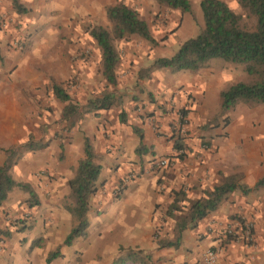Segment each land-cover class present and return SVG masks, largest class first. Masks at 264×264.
Masks as SVG:
<instances>
[{"label":"crops","instance_id":"obj_1","mask_svg":"<svg viewBox=\"0 0 264 264\" xmlns=\"http://www.w3.org/2000/svg\"><path fill=\"white\" fill-rule=\"evenodd\" d=\"M224 1L231 8L234 6L235 0ZM8 47L0 51V147L3 149L25 142L31 131L23 119L27 111L20 101L17 85L22 81L20 72L27 66L24 60L28 53L18 57ZM203 70L167 74L162 68H153L143 78H131L125 87L129 91L124 95L127 105L123 106L124 123L117 115L113 116L112 124L106 122L111 109H99L98 113L104 114L101 119L94 114L86 115L71 127L65 142L51 139L44 149L24 152L12 166L11 175L17 181L20 180L16 178H23L22 181L30 183L40 203L30 209L34 217L31 229L13 232L0 240V264H111L120 246L144 249L156 259L165 254L169 257L167 264H201V256L208 248L217 250L219 264H264V187L246 194L238 189L229 193L196 227L183 230L178 248L158 244L159 238L173 237L174 220L165 212L175 191L182 190L187 198L194 200L230 174L240 173L242 182L250 187L264 176V157L259 152L253 153L246 143L240 144V135L232 126L234 122L226 126L218 122L209 145L193 135V129L220 108L219 93L224 87L222 83L227 82L224 74L205 76L200 74ZM185 109L181 128L190 133H182L186 152L180 158L173 149L172 136L173 129L177 127L178 131L180 126L179 111ZM133 127L142 133L145 152L140 157L135 153L139 139ZM224 128L226 136L222 134ZM84 137H88L101 170L97 192L87 213V236L67 246L62 242L72 227V219L61 202L69 192L68 179L84 157ZM6 157L7 153L0 150V165ZM161 159H167L168 164L160 166ZM142 167L143 187L138 179L128 180L117 194L119 198L113 197V190L119 186L117 181ZM158 167L164 170L156 173L149 169ZM25 197L18 188L8 194L2 208L9 214L1 218V227L12 228L8 219L19 211L16 207ZM155 204L164 214L160 221L155 216ZM158 224L169 225L171 232L155 236L153 227ZM246 224L254 225V242L250 246L239 241L245 236ZM35 238H41V244L32 247ZM58 246L61 255L46 262L47 254Z\"/></svg>","mask_w":264,"mask_h":264},{"label":"rangeland","instance_id":"obj_2","mask_svg":"<svg viewBox=\"0 0 264 264\" xmlns=\"http://www.w3.org/2000/svg\"><path fill=\"white\" fill-rule=\"evenodd\" d=\"M19 1L28 9V12L17 13L12 8L10 0H0V51L1 48L9 46L8 49L15 56L19 54L17 56L22 57L21 55L28 53V58L24 60L27 62V66L24 72L23 69L20 72L23 77L22 81L21 83L19 81L17 85L22 96L20 101L25 105L27 111L23 115L24 122L31 129L29 133L32 134L33 139L40 141L52 139L65 142L71 130V128L66 129L68 122L62 118V109L65 103L60 102L54 96L51 89L52 81L60 83L69 94L72 102L85 110L89 100L99 95L103 90L115 92L116 101L110 107L111 112L106 120L112 124L115 121L114 119L112 121L114 115L119 116L121 111L126 112L123 106L127 107L124 95L129 91L125 89L128 81L131 78L134 80L135 77L143 78V75H148L154 68L151 65L154 58L171 56L177 51L182 41L197 35L204 24L199 5L200 0H189L191 6L189 13L170 10L159 5L155 0ZM118 2L126 3L139 12L140 16L148 23L155 43L147 42L137 36L116 41V47L120 54V62L116 68L117 83L115 87H108L101 75L100 51L96 42L88 34L87 29L94 24L110 28L105 8ZM236 2L237 0L233 3L234 6L230 8L236 13L243 14L242 24L248 29H253L254 17L245 15L246 13ZM13 60H16V57ZM14 65L17 67L16 64ZM162 69L167 74L169 73V70ZM203 69L200 74L205 76L209 73L220 76L224 74L227 79V82L222 83L224 86L237 81L249 80V76L242 65L230 64L218 58L211 59L207 67ZM1 74L3 75V73ZM130 85L132 86L133 83ZM104 110L107 111L108 109ZM98 112V110L86 111L76 120L75 124L83 120L86 115L94 114L95 118L101 119L104 114ZM219 112L220 108L217 112L208 114L204 118V123L193 129V135H198L201 143H209L216 132L213 128L218 126V122L226 126L232 121L234 122L232 126L240 135V144L246 143L248 148H253V153L259 152V156L264 157V104L239 102L223 115ZM202 132L204 135H201ZM182 133L186 135L190 131L184 130ZM222 134L227 135L225 128ZM241 145L240 150L242 151ZM37 150L41 149L33 151ZM24 152L26 151L22 152L18 160ZM149 169L151 172L156 171V173L164 170L161 167ZM16 179L23 180V178ZM136 179L140 180V185L143 187V167L130 171L123 179H119L117 181L119 186L113 190V197L119 198L120 195L117 194L124 184L128 180ZM21 191L26 194V197L18 203L16 208L19 211L13 212L8 219L12 228H3L0 224V240L13 232L22 233L26 231H16L14 223L20 218L27 219L33 227L34 217L30 212L32 207L26 205L28 194L23 190ZM66 196L63 197V200ZM63 200L61 204H63ZM156 204L161 206L160 203ZM156 204L154 205V208L157 209L155 216L160 221L164 214L160 206H156ZM2 206L0 207V221L1 218L5 219L9 214ZM169 223L171 222L169 221ZM167 226L169 227V225ZM168 227L166 224H158L153 227V234L159 236L162 233L171 232V228L168 229ZM8 231L10 232L9 235L6 234ZM253 232L254 225H251L250 233L248 235L245 233L243 240L239 239V241L248 246L252 245L254 242ZM37 239L41 243V238H35L33 241ZM133 249L139 248L133 247ZM167 258L169 259L164 254L156 259L155 255L152 254V260L158 264H167ZM122 264L141 263L126 261Z\"/></svg>","mask_w":264,"mask_h":264},{"label":"trees","instance_id":"obj_3","mask_svg":"<svg viewBox=\"0 0 264 264\" xmlns=\"http://www.w3.org/2000/svg\"><path fill=\"white\" fill-rule=\"evenodd\" d=\"M159 5L170 10H178L189 13L191 6L189 0H155ZM12 8L17 13H26L27 8L19 0H10ZM245 15L254 17L253 29H248L242 24L243 14L236 13L224 0H200V8L203 17V27L194 37L182 41L178 49L171 56H161L152 60V67L165 68L170 73L180 71L197 72L207 67L211 59H222L230 64L242 65L249 76L247 81H237L221 88L220 112L221 115L232 109L239 102H253L264 104V0H237ZM106 18L110 28L94 24L87 31L96 42L100 51L101 75L106 86L115 87L117 83L116 68L120 62V54L116 47V41L137 36L147 42L155 43L148 23L140 16L139 12L126 3L118 2L105 8ZM51 89L57 100L65 103L62 109V118L68 122L67 130L75 125L86 111L109 109L116 101L114 92L103 90L88 102L86 110L74 104L69 94L60 83L51 82ZM119 102V99H118ZM186 109L179 111L178 131L173 129V149L178 152V157L185 156L186 144L182 135V123L185 122ZM125 113L121 111L119 121L125 122ZM139 142L135 153L140 157L145 152L142 143V133L133 127ZM176 131V132H175ZM49 140H34L29 133L25 142L3 149L7 157L0 165V207L6 201L8 194L19 188L28 194L27 207L39 205L40 200L32 185L28 182L17 181L11 175V168L16 164L23 151H33L47 147ZM209 145L208 142L204 143ZM63 150V145H60ZM84 157L78 162L73 175L68 179L69 192L63 200L62 206L70 213L72 227L65 236L62 245H71L77 238L87 236L89 221L87 213L90 209L91 198L97 192V180L101 166L96 161L88 137L83 140ZM62 157V152L59 158ZM264 187V176L257 180L254 187L242 182L240 173L228 175L222 182L211 190H205L203 194L194 200L186 197L182 190L174 192L173 200L169 204L165 215L174 220L173 237L170 239H158L159 247L178 248L181 245L183 230L196 227L203 218L215 211L221 201L231 192L239 190L246 194L253 189ZM187 202V204H185ZM16 231H24L32 227L27 219H18L14 223ZM7 235L10 232H6ZM156 236V235H155ZM232 235L229 234V237ZM40 240L33 241L32 247L40 246ZM61 255L60 246L50 251L46 262ZM126 261L139 262L141 264H158L152 260V255L146 250L119 247L118 255L111 264H122Z\"/></svg>","mask_w":264,"mask_h":264},{"label":"built area","instance_id":"obj_4","mask_svg":"<svg viewBox=\"0 0 264 264\" xmlns=\"http://www.w3.org/2000/svg\"><path fill=\"white\" fill-rule=\"evenodd\" d=\"M168 164L167 159H161L159 161L160 166H165ZM252 224H246L245 233L248 235L250 233V228ZM202 264H219L218 253L215 249L208 248L203 254Z\"/></svg>","mask_w":264,"mask_h":264}]
</instances>
